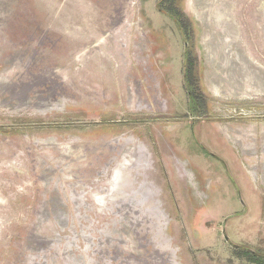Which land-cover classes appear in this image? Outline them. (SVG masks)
Listing matches in <instances>:
<instances>
[{
    "label": "rangeland",
    "instance_id": "rangeland-1",
    "mask_svg": "<svg viewBox=\"0 0 264 264\" xmlns=\"http://www.w3.org/2000/svg\"><path fill=\"white\" fill-rule=\"evenodd\" d=\"M166 3L0 0V264L264 256V0L222 94L208 0Z\"/></svg>",
    "mask_w": 264,
    "mask_h": 264
},
{
    "label": "bare ground",
    "instance_id": "bare-ground-1",
    "mask_svg": "<svg viewBox=\"0 0 264 264\" xmlns=\"http://www.w3.org/2000/svg\"><path fill=\"white\" fill-rule=\"evenodd\" d=\"M238 1L241 4V0ZM208 2L210 4L209 18L211 22L214 23V29L212 28L213 30H210L207 33L208 35L206 36L205 41L209 44L208 51L210 52V63L216 66L215 73L217 74L216 76L218 77V82L215 81V87H217L219 93L222 94L226 93L228 90L234 91L235 85H238L239 83V80H237L235 76L236 74L240 73V69L238 70V60L242 62L244 60V58L242 59L241 53H239V51L242 47L247 48V46L249 45L247 43V35H249V28L253 26L252 23H248L244 18H242L243 10H245L242 7H240L239 11L237 9L235 10V14L230 16V20L224 18V15H227L226 11L230 10V0H208ZM239 3H237L236 5L239 6ZM245 18H248V15ZM218 20H221V24L219 25L215 23ZM231 21L233 22V24ZM262 41L263 40L258 42ZM235 47L237 49H235ZM240 56L241 59H239ZM250 64L251 63H249L248 61L245 63L246 69H249ZM225 65H227L230 70L226 69L224 67ZM242 73L243 72H241V74Z\"/></svg>",
    "mask_w": 264,
    "mask_h": 264
},
{
    "label": "trees",
    "instance_id": "trees-1",
    "mask_svg": "<svg viewBox=\"0 0 264 264\" xmlns=\"http://www.w3.org/2000/svg\"><path fill=\"white\" fill-rule=\"evenodd\" d=\"M244 253L250 252L246 247L242 248ZM249 255V262L254 263V264H264V256L258 254V253H252Z\"/></svg>",
    "mask_w": 264,
    "mask_h": 264
},
{
    "label": "flooded vegetation",
    "instance_id": "flooded-vegetation-1",
    "mask_svg": "<svg viewBox=\"0 0 264 264\" xmlns=\"http://www.w3.org/2000/svg\"><path fill=\"white\" fill-rule=\"evenodd\" d=\"M160 2H161V4H166L167 6H166V8H168L169 10H171L170 9V6H169V4L168 3H166V2H168V0H160ZM165 8V7H164ZM161 12H164V10L162 9V10H160ZM164 14H166L165 12H164Z\"/></svg>",
    "mask_w": 264,
    "mask_h": 264
}]
</instances>
